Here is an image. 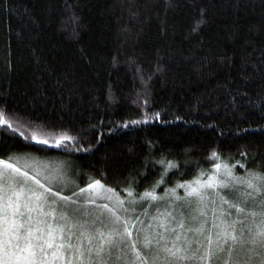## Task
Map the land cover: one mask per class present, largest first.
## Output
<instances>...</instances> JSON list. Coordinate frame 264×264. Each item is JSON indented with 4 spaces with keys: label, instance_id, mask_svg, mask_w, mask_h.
I'll return each instance as SVG.
<instances>
[{
    "label": "trees",
    "instance_id": "trees-1",
    "mask_svg": "<svg viewBox=\"0 0 264 264\" xmlns=\"http://www.w3.org/2000/svg\"><path fill=\"white\" fill-rule=\"evenodd\" d=\"M0 107L50 140L0 126V157L63 159L79 187L143 193L168 161L173 187L213 151L264 173V0H0Z\"/></svg>",
    "mask_w": 264,
    "mask_h": 264
},
{
    "label": "snow or ice",
    "instance_id": "snow-or-ice-1",
    "mask_svg": "<svg viewBox=\"0 0 264 264\" xmlns=\"http://www.w3.org/2000/svg\"><path fill=\"white\" fill-rule=\"evenodd\" d=\"M139 122L134 120L131 123ZM17 124L13 128L11 116L0 107V126L12 128L24 140L50 143L43 131L45 125L39 121L26 124L17 121ZM69 139L75 138L60 133L55 143L59 145ZM211 156L217 157L216 152L213 151ZM222 167L224 179H217L210 172L208 179L202 180L200 177L204 173L201 172L191 181H182L165 189L164 196L155 193L157 185L137 196L126 188L124 191L130 198L126 200L99 179L77 187L71 196L63 195L64 190L70 191V186L75 184L63 162L50 165L31 158L27 153L7 159L0 157V264H49L50 259L55 264L59 250H66L77 264H110L113 256L116 261L121 260L122 254L127 256L124 249L132 254L137 264H185L188 261L197 264H264V173L248 170L241 177L234 175L228 165L212 164L217 174ZM168 168H176V164L168 161L157 184L163 183ZM177 187L184 189L183 196L177 194ZM96 188L109 193L102 198L110 203L89 212L86 205L95 203V198H86L83 193L85 189ZM209 190L215 191L221 202L217 209L215 199L211 201V228L216 230L215 237L203 226H192V222L207 215L205 206ZM221 191L227 192L232 199L226 198ZM145 199L167 200L173 207L162 212L157 210L158 214L152 220L160 231H155L154 236L137 227V238L133 239V228L129 225L135 226L139 217L133 218L128 213H134L135 205ZM126 203L129 207H125ZM231 209L235 210L237 219H231ZM249 216L252 217L250 223ZM149 227H152L151 222ZM189 232L204 235L206 244L202 246L198 239H190ZM74 239L87 240L88 246L73 243ZM93 240L99 241L95 247L92 246ZM125 264L132 262L125 259Z\"/></svg>",
    "mask_w": 264,
    "mask_h": 264
},
{
    "label": "rangeland",
    "instance_id": "rangeland-1",
    "mask_svg": "<svg viewBox=\"0 0 264 264\" xmlns=\"http://www.w3.org/2000/svg\"><path fill=\"white\" fill-rule=\"evenodd\" d=\"M30 157L34 158L35 160H37L39 162L48 163L50 165H54L55 162H63L64 166L67 170V174L75 182V184L73 186H70V188H71L70 191L64 190L62 194L71 196L72 192L77 191V187H79V185H78V181L76 179V175L74 174L75 172L70 168V166L67 162L63 161V159L50 158V157L45 158V157H39L37 155H30ZM217 157H219V159H217ZM217 157L214 159L213 164L220 163L221 165H228L232 168L234 175L241 176V177H244L246 175V174L244 175V174L238 173L236 171L235 165L229 163L226 159L221 158V156H217ZM165 167H167V163H166ZM201 172L204 173V175L200 177V179H202V180H207L208 174L210 172L212 174L216 175L217 179H224L223 167L219 170V174H217V170L213 169L212 166L206 170H202ZM197 176H198V174L195 175L194 177H197ZM192 179L186 180V181H191ZM180 182H182V181L179 180L174 186H176ZM103 185H105V184H103ZM156 185L157 186L154 189L155 193H158V189L160 187H164L165 189L172 188V186L170 187V186L165 185L164 179H163V183L156 184ZM107 187H109V186H107ZM109 188H111V187H109ZM165 189H164V192H161L160 194H157V195L158 196H164L165 195ZM130 190H131V188H130ZM241 190H243V189H241ZM115 192L121 198H125L126 200L130 199L128 197L127 192H125V191L123 193H120L119 191L115 190ZM176 192L180 196L184 195V189L183 188L177 187ZM138 194H140V193L133 192V196H137ZM221 194L225 195L226 198H228L229 200L232 199V197L227 192L221 191ZM105 195H109V193L102 191L100 188H96L94 190L85 189V192L83 193L84 197H86V198L87 197H94L95 198V203L86 205L88 211L89 212L97 211L99 209V207L101 205H103L104 203H110L109 201L102 198ZM169 196H170V194H169ZM213 198L215 199V207H217V209L220 208L221 202H220L219 197L216 196L215 191L209 190L208 203L205 206V212L207 213V215L200 217L195 222H192V226L193 227L203 226L206 229L210 230L213 234V237H215L216 230L211 228L212 218H213V213L211 210L213 205H212L211 201ZM125 207H129V205L126 203ZM171 207H173V205L168 204L167 200L151 201V200L145 199V201H143V202H138L135 205L136 211L134 213H132V212L128 213V215L132 216L133 218L139 217V221L137 222V224L135 226L131 225V224L129 225V227L133 228V239L137 238V236H136V228L137 227L143 228L145 231L153 233V236H154L155 231H160V229L155 228V221L152 220V218L158 214V211H157L158 209L161 210V212H162L165 208H171ZM224 207L227 208V206H224ZM45 210L47 211V209H45ZM231 211L233 212L231 219H237V216L235 214V210L231 209ZM121 215H124V213H121ZM256 219H259V217H257ZM251 220H252V217L249 216V223L251 222ZM150 222H151L152 227H149ZM203 222H206V223H203ZM104 231H107V228H105ZM237 231H239V225H237ZM142 236H143V233L141 234V238H142ZM188 236L190 239H194V240L198 239L202 246L206 244V240H205L204 235L194 234V233L189 232ZM57 242H59V241H57ZM72 242L82 244L85 247L88 246L87 240H76V239H74ZM98 243H99L98 240H93L92 246L95 247ZM215 244H216V240L214 238L213 239V245H215ZM193 248H195V244L193 245ZM141 250L144 252V249L142 247L140 248V251ZM59 251H60V255H59V258L57 260H55V264H77V261L71 255H69V253L66 250H59ZM202 251H203V247L201 248V252ZM237 251H239V249H237ZM123 252L127 253L126 257L122 254L121 260L116 261L115 256H113L110 264H125V259H127L128 261H131L132 264H137V262L133 261V256L127 249H124ZM225 255H226V253H225ZM235 255H236V253L234 252L233 256L235 257ZM49 256H51V253H49ZM49 264H52L51 259L49 260ZM185 264H197V262L196 261H188V262H185Z\"/></svg>",
    "mask_w": 264,
    "mask_h": 264
}]
</instances>
